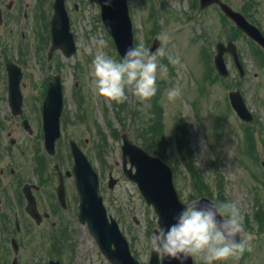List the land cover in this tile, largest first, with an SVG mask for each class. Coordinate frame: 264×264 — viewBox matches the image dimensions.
Here are the masks:
<instances>
[{
  "label": "rangeland",
  "instance_id": "1",
  "mask_svg": "<svg viewBox=\"0 0 264 264\" xmlns=\"http://www.w3.org/2000/svg\"><path fill=\"white\" fill-rule=\"evenodd\" d=\"M77 1L79 10L71 17L77 51L68 59L56 51L49 71L62 75L64 116L74 118L70 122L62 119L66 125L63 133L79 139L98 171L104 205L118 221L132 255L140 264H148L156 217L135 185L122 174L120 144L121 134L126 131L132 140L170 166L183 201L207 196L213 201H234L241 207L245 223L242 238L250 237L247 250L222 264H264V220L255 217L260 208L264 212V177L256 159L259 156V164L264 160V55L253 51L254 45L222 16L216 5L201 8L199 0H128L133 45L143 44L150 49L156 38L158 45L153 53L165 48L166 55L158 61L167 66L168 72L158 77V90L151 99L141 101L129 93L124 103H117L95 92L91 64L97 50L91 47L92 38L102 36L107 41L104 51L116 59L120 56L100 22L96 0ZM224 1L264 32V0ZM229 38L242 57V78L227 53L229 75L220 76L214 67L215 44ZM34 57L32 54V61ZM176 59L179 63L172 62ZM173 88H179L181 94L169 99ZM235 89L241 92L253 115L249 123L239 120L229 104L228 92ZM74 94L80 97L75 99ZM158 110L163 116L159 120L162 118V126L154 123ZM244 127L251 132L250 143L258 156L252 149L248 151L249 146L241 139ZM109 171L119 178L112 188L107 186ZM73 228L76 240L71 244L75 246L71 245L64 256L68 264L72 263L69 257L78 264H110L85 226L74 219ZM36 247L31 243L24 247L27 255L34 253L31 264H38L37 257L41 260L62 249L52 247L53 251L49 247L45 254L42 249L35 251Z\"/></svg>",
  "mask_w": 264,
  "mask_h": 264
},
{
  "label": "flooded vegetation",
  "instance_id": "2",
  "mask_svg": "<svg viewBox=\"0 0 264 264\" xmlns=\"http://www.w3.org/2000/svg\"><path fill=\"white\" fill-rule=\"evenodd\" d=\"M53 2L0 0V264H14V258L15 264H31L34 253L23 252L30 243L45 254L49 247H62L54 256L37 257L39 264L50 259L68 264L65 246H75L71 242L76 240L73 220L78 222L79 198L71 145L81 148V143L63 133V120H74L64 116L63 104L61 135L49 152L42 115L53 77L46 56ZM65 4L71 20L79 2Z\"/></svg>",
  "mask_w": 264,
  "mask_h": 264
},
{
  "label": "water",
  "instance_id": "3",
  "mask_svg": "<svg viewBox=\"0 0 264 264\" xmlns=\"http://www.w3.org/2000/svg\"><path fill=\"white\" fill-rule=\"evenodd\" d=\"M100 6V17L108 32L115 40L116 47L121 55L126 48L132 45L131 21L128 15L127 0H112L110 6H104V0H97ZM218 4L236 25L248 36L255 38L264 47V38L256 26L250 24L239 12L233 11L221 0H200L201 8L209 4ZM54 15L51 21V47L50 53L60 48L65 56L75 52V44L72 33L69 31V21L64 7V0H55ZM157 40L150 49L152 52ZM217 53L214 56L216 69L221 74H227L223 59V48L220 43L216 45ZM226 50V49H225ZM228 50L233 54L234 62L239 67V60L234 47L229 43ZM237 93H231L232 104L237 113L245 118L246 109ZM62 107V91L59 76L49 85L47 96L44 101V120L47 141L53 146L58 136V120ZM123 169L125 175L136 182L141 195L146 203L151 205L157 215V231L161 226L171 223L173 217L186 204L183 203L172 182V171L160 158L147 154L142 148L132 144L124 138ZM75 168L77 174V187L80 195L79 219L81 223L86 222L89 232L96 240L99 249L111 264H139L131 256L128 242L118 228V224L112 216L106 215L105 207L102 205L101 196L98 195V181L96 172L86 162L84 157L75 149ZM127 159L130 161V168L126 167ZM135 172H132V167ZM201 202L211 201L206 197L199 199ZM53 264H58L54 262ZM149 264H158L155 253L151 251ZM166 264H177L176 261ZM186 264H193L189 258Z\"/></svg>",
  "mask_w": 264,
  "mask_h": 264
},
{
  "label": "clouds",
  "instance_id": "4",
  "mask_svg": "<svg viewBox=\"0 0 264 264\" xmlns=\"http://www.w3.org/2000/svg\"><path fill=\"white\" fill-rule=\"evenodd\" d=\"M111 3L112 0H104V6ZM91 47L97 50L91 76L100 97L124 103L132 93L139 100L147 101L157 93L158 77L167 75V66L158 61V57L166 55L163 47L153 53L143 44L130 46L119 59L104 51L107 41L102 36H94ZM172 62L179 63V60ZM180 94L179 88H173L168 96L174 99ZM244 232V214L236 202L193 199L178 211L171 223L160 225L149 244L158 264L173 260L186 264L189 258L200 264H222L247 250L250 237L242 238Z\"/></svg>",
  "mask_w": 264,
  "mask_h": 264
},
{
  "label": "trees",
  "instance_id": "5",
  "mask_svg": "<svg viewBox=\"0 0 264 264\" xmlns=\"http://www.w3.org/2000/svg\"><path fill=\"white\" fill-rule=\"evenodd\" d=\"M159 120H160V114L158 115V119H155V120H154V121H155L154 123H157V122H158L159 125L162 126V125H161V121H159ZM189 168H194V166H193V165H189Z\"/></svg>",
  "mask_w": 264,
  "mask_h": 264
}]
</instances>
